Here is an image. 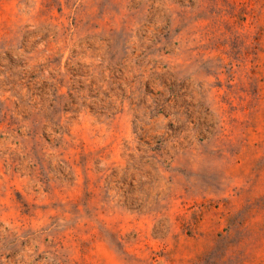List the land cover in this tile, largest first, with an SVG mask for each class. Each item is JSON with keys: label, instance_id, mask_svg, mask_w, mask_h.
<instances>
[{"label": "rangeland", "instance_id": "rangeland-1", "mask_svg": "<svg viewBox=\"0 0 264 264\" xmlns=\"http://www.w3.org/2000/svg\"><path fill=\"white\" fill-rule=\"evenodd\" d=\"M0 264H264V0H0Z\"/></svg>", "mask_w": 264, "mask_h": 264}]
</instances>
